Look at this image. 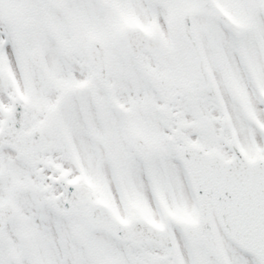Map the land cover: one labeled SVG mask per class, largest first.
<instances>
[{
	"label": "snow or ice",
	"instance_id": "snow-or-ice-1",
	"mask_svg": "<svg viewBox=\"0 0 264 264\" xmlns=\"http://www.w3.org/2000/svg\"><path fill=\"white\" fill-rule=\"evenodd\" d=\"M0 264H264V0H0Z\"/></svg>",
	"mask_w": 264,
	"mask_h": 264
}]
</instances>
